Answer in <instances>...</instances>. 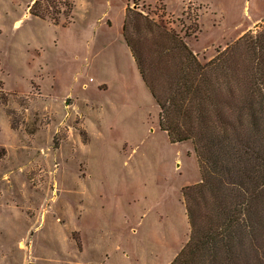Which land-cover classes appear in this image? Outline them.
Returning a JSON list of instances; mask_svg holds the SVG:
<instances>
[{
  "label": "rangeland",
  "instance_id": "374dc122",
  "mask_svg": "<svg viewBox=\"0 0 264 264\" xmlns=\"http://www.w3.org/2000/svg\"><path fill=\"white\" fill-rule=\"evenodd\" d=\"M33 2L0 0V264H170L201 174L192 141L159 125L126 7L207 62L264 29V0H73L59 23Z\"/></svg>",
  "mask_w": 264,
  "mask_h": 264
},
{
  "label": "trees",
  "instance_id": "16d2710c",
  "mask_svg": "<svg viewBox=\"0 0 264 264\" xmlns=\"http://www.w3.org/2000/svg\"><path fill=\"white\" fill-rule=\"evenodd\" d=\"M43 1L32 15L72 16L73 0H48L53 10ZM123 36L160 127L172 142L191 140L199 164L201 180L183 190L190 236L170 264H264V29L202 62L175 31L128 5Z\"/></svg>",
  "mask_w": 264,
  "mask_h": 264
},
{
  "label": "crops",
  "instance_id": "0c3cea01",
  "mask_svg": "<svg viewBox=\"0 0 264 264\" xmlns=\"http://www.w3.org/2000/svg\"><path fill=\"white\" fill-rule=\"evenodd\" d=\"M109 22H111V20L109 19ZM126 42V41H125ZM127 44V43H126ZM128 46V45H127ZM128 48H129V46H128ZM129 50H130V48H129ZM130 52H131V50H130ZM131 54H132V52H131ZM134 58V57H133ZM135 60V59H134ZM136 62V61H135ZM139 70V69H138ZM140 72V71H139ZM141 75V74H140ZM141 78H142V76H141ZM142 81H143V83H144V80H143V78H142ZM145 84V83H144ZM145 86H146V84H145ZM147 87V86H146ZM148 88V87H147ZM149 90V89H148ZM150 91V90H149Z\"/></svg>",
  "mask_w": 264,
  "mask_h": 264
}]
</instances>
